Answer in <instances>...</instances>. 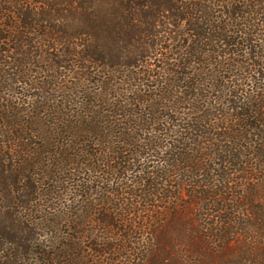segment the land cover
Here are the masks:
<instances>
[{"label":"trees","instance_id":"obj_1","mask_svg":"<svg viewBox=\"0 0 264 264\" xmlns=\"http://www.w3.org/2000/svg\"><path fill=\"white\" fill-rule=\"evenodd\" d=\"M155 258L264 264V0H0V264Z\"/></svg>","mask_w":264,"mask_h":264},{"label":"rangeland","instance_id":"obj_2","mask_svg":"<svg viewBox=\"0 0 264 264\" xmlns=\"http://www.w3.org/2000/svg\"><path fill=\"white\" fill-rule=\"evenodd\" d=\"M152 60H150V62H151ZM153 63H154V61H152ZM28 89V91H30V89L29 88H27ZM27 89L25 88V86H22L21 87V85H15L14 87H13V89L12 90H10V94L9 95H11V94H13V95H16V96H20V97H22L21 96V94H18V91L19 90H22L23 92H27ZM9 95H7L6 97H9ZM11 98V97H10ZM12 100H15V98H13ZM177 245V244H176ZM152 264H163L162 263V261L161 262H159V259L158 258H155L154 260H153V263ZM166 264H167V261H166ZM168 264H174L173 262H170V263H168Z\"/></svg>","mask_w":264,"mask_h":264}]
</instances>
